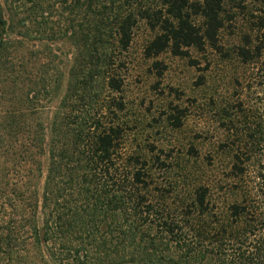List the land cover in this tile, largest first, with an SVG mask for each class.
I'll use <instances>...</instances> for the list:
<instances>
[{"label": "trees", "instance_id": "1", "mask_svg": "<svg viewBox=\"0 0 264 264\" xmlns=\"http://www.w3.org/2000/svg\"><path fill=\"white\" fill-rule=\"evenodd\" d=\"M57 1L70 13L66 34L76 54L49 123H39L45 171L38 160L37 175L29 170L26 184L7 193L0 264H264V190L258 181L264 176L250 170L251 161L260 165L264 148V114L257 104L240 98L235 106L229 172L241 182L230 187L235 198L221 212L225 219H218L207 185L198 186L177 211L155 200L146 162L119 153L123 128L115 122L114 100L100 99L102 88L118 91L121 84L112 70L123 62L107 52L109 37L119 51L127 49L140 17L158 28L145 46L147 57L167 49L185 56L190 47H216L226 4L245 8V0H144L147 5L134 9L126 8L129 0ZM50 2L0 0V30L36 24L50 12ZM11 9L19 12L8 21ZM251 15L256 34L246 36L237 54L245 63L260 61L261 72L264 13ZM5 39L0 36V49ZM92 100L100 101L97 107ZM43 173L39 193L33 178Z\"/></svg>", "mask_w": 264, "mask_h": 264}, {"label": "rangeland", "instance_id": "2", "mask_svg": "<svg viewBox=\"0 0 264 264\" xmlns=\"http://www.w3.org/2000/svg\"><path fill=\"white\" fill-rule=\"evenodd\" d=\"M147 2L129 0L125 5L134 9ZM50 3V12L39 15L36 24L16 23L13 30H0L7 38L0 49V214L10 212L7 193L13 186L22 188L31 169L37 175L38 160L45 171L47 156L38 151L39 123H49L76 54L66 34L70 13L59 1ZM244 6L226 4L216 47H190L185 56L167 49L147 57L145 46L158 28L140 17L127 49L119 51L115 39H108L107 52L123 62L112 70L121 84L118 91L102 88L100 99L114 100L115 122L123 128L119 153L139 155L146 162L153 197L173 211L190 202L198 186L207 185L218 210L216 218L225 219L221 212L235 198L229 189L241 182L229 172L235 151L231 129L235 106L244 98L264 114L260 61L245 63L237 54V48L246 45V36L254 38L256 19L251 14L264 13V0H245ZM11 10L7 18L19 12ZM24 13L14 15V21ZM98 102L92 100L91 106ZM259 157L260 165L251 161V174L260 171L264 176V148ZM33 180L41 193L44 173ZM258 181L264 190V181Z\"/></svg>", "mask_w": 264, "mask_h": 264}]
</instances>
